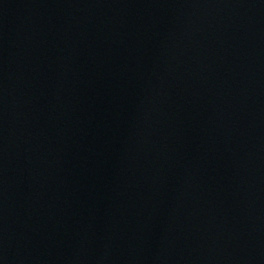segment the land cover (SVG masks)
I'll use <instances>...</instances> for the list:
<instances>
[{"label": "water", "instance_id": "1", "mask_svg": "<svg viewBox=\"0 0 264 264\" xmlns=\"http://www.w3.org/2000/svg\"><path fill=\"white\" fill-rule=\"evenodd\" d=\"M0 264H264V0H0Z\"/></svg>", "mask_w": 264, "mask_h": 264}]
</instances>
